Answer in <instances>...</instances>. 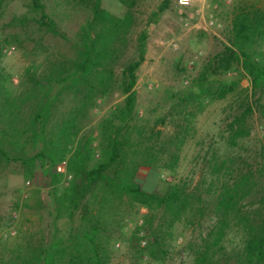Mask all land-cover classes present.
<instances>
[{
    "label": "trees",
    "instance_id": "trees-1",
    "mask_svg": "<svg viewBox=\"0 0 264 264\" xmlns=\"http://www.w3.org/2000/svg\"><path fill=\"white\" fill-rule=\"evenodd\" d=\"M6 1L0 0V9ZM30 1L38 28L61 36L43 0ZM69 1L89 13L72 41L71 56L27 66L18 85L0 65V162L21 163L26 179L41 169L54 203L51 240L19 245L0 264H110L119 240L116 234L124 236L127 216H137L141 209L146 213L128 242L156 264L166 254L175 226L198 222L209 207V227L199 234L197 244L187 245L195 264H264V194L255 195L256 173L264 171V163L258 172L249 168L235 173L232 158H215L205 196L200 184L191 188L185 181L163 182L161 191L146 190L138 177L141 169L174 173L195 111L238 90L239 95L247 92L241 79L257 96L253 103L264 121V9L253 3L234 6L227 43L203 62L190 86L171 103L170 110L183 114L185 125L179 137L167 140L157 129L165 124V117L150 124L141 121L136 111L135 86L145 60L146 31L137 37L135 58L118 68L134 24L130 10L136 0H117L128 8L122 16L104 9L101 0ZM169 1L163 0L157 14L167 9ZM1 56L0 48V60ZM230 72L238 73L220 78ZM114 91L123 96L122 101L98 122L97 136H80L96 101ZM195 105L196 110H190ZM253 111L246 104L227 125L230 148L249 136L246 122ZM62 162L69 178L65 181L56 171ZM60 219L70 224L59 235ZM144 229L147 234L141 236Z\"/></svg>",
    "mask_w": 264,
    "mask_h": 264
},
{
    "label": "rangeland",
    "instance_id": "rangeland-1",
    "mask_svg": "<svg viewBox=\"0 0 264 264\" xmlns=\"http://www.w3.org/2000/svg\"><path fill=\"white\" fill-rule=\"evenodd\" d=\"M192 1L191 8L184 9L176 5V0H170L167 9L157 14L163 0H136L130 10L134 24L118 66L120 69L124 63L135 58L137 37L146 31L145 60L137 71L135 86L136 111L141 121L150 124L157 118L165 117V124L157 125V129L163 131V138L167 140L179 137L185 125L183 114L171 111L170 105L190 86L203 62L220 52L227 43L234 6L253 3L264 9V0ZM43 3L61 36L44 33L38 28L30 0H7L0 9V65L12 76L14 85H18L27 66L39 65L47 58L71 56L72 41L79 27L89 18V13L78 8L73 1L43 0ZM101 5L116 16H122L128 10L117 0H101ZM24 16L26 19H23ZM211 17L216 19L218 25L207 28L206 23ZM237 73L230 72L220 78L226 79ZM240 85L248 91L239 95L238 90L225 99L208 102L199 112L195 111L196 105L190 107L197 115L187 125L189 131L180 145L176 171L169 173L164 169H156L154 173L141 169L138 177L146 190L161 191L163 182L185 181L191 188L200 184L205 196L211 162L215 158H232L235 173L249 168L255 172L260 170L264 163V121L253 103L257 96H252L247 80L241 79ZM261 96L264 99V92ZM122 98L118 91H114L106 98L97 100L96 106L82 124L80 136H97L98 122L118 106ZM246 104L254 107L246 122L249 136L241 140L236 148H230L227 143V125L243 111ZM169 145L175 149V145ZM62 174L63 181L69 179L66 170ZM256 176L258 187L255 195L259 197L264 194V171L256 173ZM48 181L41 169L35 171L33 178L26 179L21 163L0 162V261H7L15 247L28 241L36 245L51 240L54 232V203ZM207 200L210 205L211 201ZM145 213L146 210L141 209L139 215L127 216L124 227L126 234H116L119 240L115 243L110 264H154L145 253H137L128 242L130 233L140 226ZM211 216L209 207L198 222L178 223L173 238L166 242V254L163 258L158 254L161 261L156 264H195L194 252L187 245L199 242L198 236L209 227ZM69 224L66 219H60L56 223L58 234L66 233ZM11 231H15V234L11 235ZM146 234V229L140 233L141 236ZM142 242L145 240L140 243L144 247Z\"/></svg>",
    "mask_w": 264,
    "mask_h": 264
},
{
    "label": "built area",
    "instance_id": "built-area-1",
    "mask_svg": "<svg viewBox=\"0 0 264 264\" xmlns=\"http://www.w3.org/2000/svg\"><path fill=\"white\" fill-rule=\"evenodd\" d=\"M193 1L192 0H176V5L180 8H191ZM218 25L215 18H210L208 22L206 23L207 28H212L214 26ZM205 27V28H206ZM65 162H62L56 166V171L59 173H65ZM29 184V182H27ZM11 235L15 234V231L10 232ZM145 242H142V245H144Z\"/></svg>",
    "mask_w": 264,
    "mask_h": 264
}]
</instances>
